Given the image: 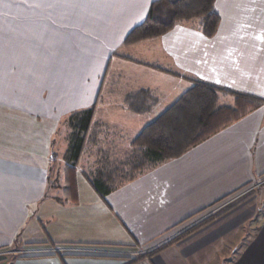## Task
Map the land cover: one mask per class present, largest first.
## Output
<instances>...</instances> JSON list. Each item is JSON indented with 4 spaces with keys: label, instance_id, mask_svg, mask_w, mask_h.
Masks as SVG:
<instances>
[{
    "label": "crops",
    "instance_id": "crops-1",
    "mask_svg": "<svg viewBox=\"0 0 264 264\" xmlns=\"http://www.w3.org/2000/svg\"><path fill=\"white\" fill-rule=\"evenodd\" d=\"M157 1L0 0V252L119 254L12 256L3 264H130L124 251L143 255L163 239L160 246L171 240L168 234L264 175L263 106L108 195L92 187L108 165L122 162L126 169L132 141L190 89L186 78L264 98V0H216L220 24L210 39L182 22L161 37L123 45ZM50 58L51 64L43 63ZM48 67H84L95 76L66 108L59 86L49 90L34 80L33 69ZM128 99L145 111H130ZM114 100L120 103L111 106ZM163 101L168 105L155 110ZM94 105L70 187L64 167L71 132L67 127V138L57 132L65 133L66 117ZM233 105L232 96L218 94V107ZM110 109L122 111L124 124L108 122ZM82 176L88 188L81 186ZM240 199L132 264H264V208L256 194Z\"/></svg>",
    "mask_w": 264,
    "mask_h": 264
},
{
    "label": "trees",
    "instance_id": "trees-1",
    "mask_svg": "<svg viewBox=\"0 0 264 264\" xmlns=\"http://www.w3.org/2000/svg\"><path fill=\"white\" fill-rule=\"evenodd\" d=\"M215 1L159 0L154 2L150 6L146 20L127 34L123 45H134L161 37L182 22L193 23L204 37L210 39L215 36L220 24V17L214 7ZM186 80L191 83L190 89L155 120L147 124L132 141V151L129 154L128 165L125 167L126 174L122 162L111 165L112 171L107 167L95 174L91 185L100 196L108 195L116 187L134 181L140 173L150 168L182 157L188 150L264 106V98L235 93L198 79L186 78ZM218 94L232 96L234 98L233 107H218ZM125 103L133 113L144 112L146 108L136 100L128 99ZM95 109L96 105L69 116V125L73 133L65 155L67 163L64 172L70 187L75 186L76 167L87 142L88 130L92 124ZM253 194L254 191L249 192L239 199L242 201ZM237 200L222 208L217 212L218 214L211 215L205 222L234 208L239 203ZM199 213L186 218L182 223ZM254 220H257V216ZM202 223L189 229L184 236L192 233ZM180 238L182 237L178 235L154 250L131 259L130 264L143 257L151 258Z\"/></svg>",
    "mask_w": 264,
    "mask_h": 264
},
{
    "label": "rangeland",
    "instance_id": "rangeland-1",
    "mask_svg": "<svg viewBox=\"0 0 264 264\" xmlns=\"http://www.w3.org/2000/svg\"><path fill=\"white\" fill-rule=\"evenodd\" d=\"M41 46V45H40ZM54 60L52 58L49 59V62L47 60L44 59V62H47V63H52ZM95 70H91V69H88V68H84V67H80V68H75V67H66V68H52V67H48V68H45V69H33L32 70V73L33 75H37L36 76V79H34L36 82H39L40 81L43 83V86H47L49 90L51 89H56L57 86H59L60 88V91H62V95L63 97L66 98V108L68 107H72V106H69L72 104V99H74L76 96H78V94L80 93V90L81 92L88 87V81L91 80V78H94L95 76ZM93 74V76H92ZM91 84V82H90ZM103 101H100L98 102L102 104ZM110 105H114L116 103H120V101H113V102H109ZM61 104H64V102H61ZM168 105V102L167 101H163L161 102V105L155 109V110H161V109H164V107ZM111 110V109H110ZM112 111V110H111ZM109 112V116L110 118L108 117L107 119H110L108 120V122H113V124H116V125H119V124H124L123 121L120 120L121 118V110L118 111L115 109V111H112V112ZM66 115L63 117L65 118ZM70 121H69V117H66L65 118V122H64V129H65V133H61V132H57L59 133L60 135H64L65 138H67V136L69 135V129H70V138H71V134L73 133V130L70 128ZM69 129H68V128ZM56 133V135H57ZM55 135V140H58L60 139V135ZM56 164V162H55ZM58 165V164H56ZM60 167H62L61 165H58V170L60 171ZM88 168H89V165H85V168L84 170H87L85 172H88ZM108 170L112 171V166H109L108 165ZM125 170V169H124ZM264 176V175H263ZM261 176V177H263ZM125 178V177H124ZM260 178H258L257 180H259ZM88 179L87 177H83L80 178V184L81 186H83L84 188H88L89 184L88 182H86ZM256 180V181H257ZM254 194L257 195L258 197V201L260 202L259 203V206L260 208H264V186L262 187V189H260L259 191L255 192ZM213 208L209 209L212 210ZM202 216H198L194 219H192V221H189L187 223H185L184 225H182L180 228H178L175 232H172L170 234H168L166 237H170V239L180 235L181 237L184 236V234H186V232H188L189 229L193 228L194 226H196V224H199V223H202V222H205L206 220H208V218L210 217H204L201 219ZM169 240V239H168ZM163 241L160 240L159 242ZM159 242H157L156 244H154V248H150L148 250H142L143 252V255L154 250L156 247L159 246ZM165 243V242H164ZM9 250H12V251H15L16 248H12V249H9ZM7 250L5 251H2V252H6ZM89 254V253H88ZM118 253H114L112 254L111 256H116ZM142 254V253H141ZM141 254L137 253V252H128V251H124V257H127V259H133V258H136L138 256H140ZM119 255V254H118ZM9 257H12L11 255L9 256H5V257H0V261L3 260V259H7ZM6 261H1L0 264H3L5 263Z\"/></svg>",
    "mask_w": 264,
    "mask_h": 264
},
{
    "label": "built area",
    "instance_id": "built-area-1",
    "mask_svg": "<svg viewBox=\"0 0 264 264\" xmlns=\"http://www.w3.org/2000/svg\"><path fill=\"white\" fill-rule=\"evenodd\" d=\"M264 186V176L260 177L259 180L253 182L252 184L246 186L245 188H243L242 190H240V192H238L237 194H235L232 197H229L228 199L222 201L220 204L216 205L215 207H213L212 210H208L206 212H204L201 216V219L204 217H209L215 213H217L218 211H220L222 208L226 207L227 205L231 204L232 202L236 201L237 199H239L240 197L248 194L249 192H253L256 189H258L259 187ZM62 252H76V253H84V254H93V255H103V256H111L112 254H114L113 252H102V251H98V250H75V249H65V248H53V249H49V250H39V251H26V250H16V251H8V252H0V257H5V256H31V255H48V254H58V253H62Z\"/></svg>",
    "mask_w": 264,
    "mask_h": 264
}]
</instances>
